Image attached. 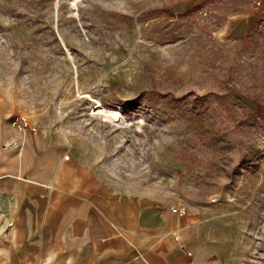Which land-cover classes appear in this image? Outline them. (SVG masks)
Instances as JSON below:
<instances>
[{"label":"rangeland","instance_id":"rangeland-1","mask_svg":"<svg viewBox=\"0 0 264 264\" xmlns=\"http://www.w3.org/2000/svg\"><path fill=\"white\" fill-rule=\"evenodd\" d=\"M70 165L264 264V0H0V176Z\"/></svg>","mask_w":264,"mask_h":264},{"label":"crops","instance_id":"crops-1","mask_svg":"<svg viewBox=\"0 0 264 264\" xmlns=\"http://www.w3.org/2000/svg\"><path fill=\"white\" fill-rule=\"evenodd\" d=\"M50 184L0 176V264H209L193 214L86 165L59 167Z\"/></svg>","mask_w":264,"mask_h":264},{"label":"built area","instance_id":"built-area-1","mask_svg":"<svg viewBox=\"0 0 264 264\" xmlns=\"http://www.w3.org/2000/svg\"><path fill=\"white\" fill-rule=\"evenodd\" d=\"M171 212L178 214V215H184L185 214V209L183 208H174L173 206H170Z\"/></svg>","mask_w":264,"mask_h":264},{"label":"bare ground","instance_id":"bare-ground-1","mask_svg":"<svg viewBox=\"0 0 264 264\" xmlns=\"http://www.w3.org/2000/svg\"><path fill=\"white\" fill-rule=\"evenodd\" d=\"M97 103V106H99V101H95ZM96 109V108H95ZM102 113H106V111L104 110H101ZM111 114L115 115V116H119V111H113V112H110ZM48 187V186H47Z\"/></svg>","mask_w":264,"mask_h":264}]
</instances>
